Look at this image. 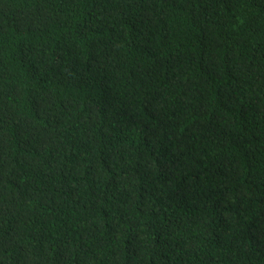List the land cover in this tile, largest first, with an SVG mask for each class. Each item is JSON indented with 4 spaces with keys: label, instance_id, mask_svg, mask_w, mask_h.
<instances>
[{
    "label": "trees",
    "instance_id": "obj_1",
    "mask_svg": "<svg viewBox=\"0 0 264 264\" xmlns=\"http://www.w3.org/2000/svg\"><path fill=\"white\" fill-rule=\"evenodd\" d=\"M0 264H264V0H0Z\"/></svg>",
    "mask_w": 264,
    "mask_h": 264
}]
</instances>
